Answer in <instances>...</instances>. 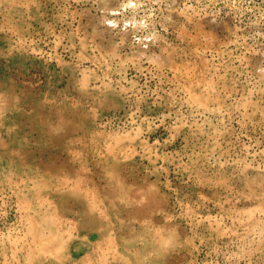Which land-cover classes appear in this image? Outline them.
Segmentation results:
<instances>
[{
  "label": "rangeland",
  "instance_id": "1",
  "mask_svg": "<svg viewBox=\"0 0 264 264\" xmlns=\"http://www.w3.org/2000/svg\"><path fill=\"white\" fill-rule=\"evenodd\" d=\"M0 264H264V0H0Z\"/></svg>",
  "mask_w": 264,
  "mask_h": 264
}]
</instances>
